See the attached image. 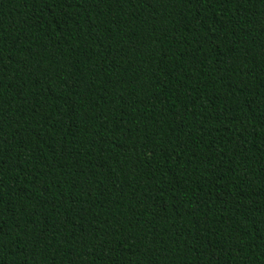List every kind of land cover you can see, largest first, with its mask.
<instances>
[{
  "label": "trees",
  "instance_id": "1",
  "mask_svg": "<svg viewBox=\"0 0 264 264\" xmlns=\"http://www.w3.org/2000/svg\"><path fill=\"white\" fill-rule=\"evenodd\" d=\"M0 264H264V0H0Z\"/></svg>",
  "mask_w": 264,
  "mask_h": 264
}]
</instances>
